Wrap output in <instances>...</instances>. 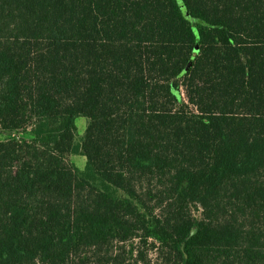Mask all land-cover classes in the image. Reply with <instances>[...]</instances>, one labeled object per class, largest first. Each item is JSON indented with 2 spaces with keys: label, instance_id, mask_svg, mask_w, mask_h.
Segmentation results:
<instances>
[{
  "label": "trees",
  "instance_id": "trees-1",
  "mask_svg": "<svg viewBox=\"0 0 264 264\" xmlns=\"http://www.w3.org/2000/svg\"><path fill=\"white\" fill-rule=\"evenodd\" d=\"M0 130V264H264V0H0Z\"/></svg>",
  "mask_w": 264,
  "mask_h": 264
},
{
  "label": "rangeland",
  "instance_id": "rangeland-1",
  "mask_svg": "<svg viewBox=\"0 0 264 264\" xmlns=\"http://www.w3.org/2000/svg\"><path fill=\"white\" fill-rule=\"evenodd\" d=\"M86 123H87V119L84 117H78L76 119V124H77V132H76V140L79 141L81 136L83 135V132L85 130L86 127ZM4 138H6V134L4 132H2L0 130V140H3ZM69 159H71V161L77 166V167H83L84 163H85V158L82 155L76 154V155H71L69 157ZM194 214L196 216L200 215V209L196 208V207H192Z\"/></svg>",
  "mask_w": 264,
  "mask_h": 264
},
{
  "label": "crops",
  "instance_id": "crops-1",
  "mask_svg": "<svg viewBox=\"0 0 264 264\" xmlns=\"http://www.w3.org/2000/svg\"><path fill=\"white\" fill-rule=\"evenodd\" d=\"M84 157V156H83ZM85 158V157H84ZM85 161H86V159H85ZM84 166H85V163H84V165H83V167H79L80 169H83L84 168Z\"/></svg>",
  "mask_w": 264,
  "mask_h": 264
},
{
  "label": "water",
  "instance_id": "water-1",
  "mask_svg": "<svg viewBox=\"0 0 264 264\" xmlns=\"http://www.w3.org/2000/svg\"><path fill=\"white\" fill-rule=\"evenodd\" d=\"M194 232V231H193Z\"/></svg>",
  "mask_w": 264,
  "mask_h": 264
}]
</instances>
